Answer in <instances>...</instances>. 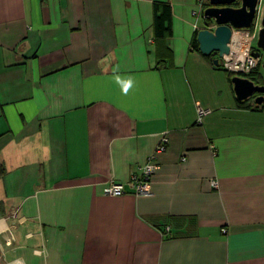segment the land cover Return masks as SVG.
I'll return each instance as SVG.
<instances>
[{
    "label": "crops",
    "instance_id": "crops-1",
    "mask_svg": "<svg viewBox=\"0 0 264 264\" xmlns=\"http://www.w3.org/2000/svg\"><path fill=\"white\" fill-rule=\"evenodd\" d=\"M206 7L0 0V264H264V110L193 49Z\"/></svg>",
    "mask_w": 264,
    "mask_h": 264
},
{
    "label": "water",
    "instance_id": "water-1",
    "mask_svg": "<svg viewBox=\"0 0 264 264\" xmlns=\"http://www.w3.org/2000/svg\"><path fill=\"white\" fill-rule=\"evenodd\" d=\"M207 2L203 16L214 24V28L211 30L205 27L199 29L196 34V42L202 56L210 57L215 54L212 64L214 67H219V59L229 51L228 44L232 29H248L251 26L255 18L258 0H207ZM256 48L258 51L254 56L259 57L262 54L261 68L264 73V8ZM230 83L238 103L252 100V103L257 107L264 104V85L256 84L249 78L239 76L230 78Z\"/></svg>",
    "mask_w": 264,
    "mask_h": 264
},
{
    "label": "built area",
    "instance_id": "built-area-1",
    "mask_svg": "<svg viewBox=\"0 0 264 264\" xmlns=\"http://www.w3.org/2000/svg\"><path fill=\"white\" fill-rule=\"evenodd\" d=\"M207 0H197V10L192 12V16L198 18L202 13L204 2ZM264 8V0H258L255 18L248 29L234 30L232 29L231 38L228 44L229 51L219 59V68L230 76L235 75L242 78H249V76L256 71L262 61L261 55L255 57L254 54L258 51L256 48V41L258 32L261 28V16ZM206 29H213L214 26L205 27ZM194 29H198L194 25ZM264 110V104L259 106ZM208 113L207 110L198 108V120L201 116ZM167 144L166 136H162L161 143L156 151H163ZM154 157L149 156L146 163L141 168L140 176H132L126 184L110 181L106 183L102 189L104 196H123L126 189L131 190L135 196L148 195L150 193V179L156 170L153 164ZM165 232L169 233V229L165 228Z\"/></svg>",
    "mask_w": 264,
    "mask_h": 264
},
{
    "label": "trees",
    "instance_id": "trees-1",
    "mask_svg": "<svg viewBox=\"0 0 264 264\" xmlns=\"http://www.w3.org/2000/svg\"><path fill=\"white\" fill-rule=\"evenodd\" d=\"M152 11H153L152 32H153L154 39L160 41V40H165L167 38H170L171 34H172V30H171V16H172V14H171V8H170L169 4L162 3V2H153ZM197 32L198 31L196 30L194 33V36L192 39V47L194 50H196L199 53L198 45L196 42ZM202 57L213 66L212 58L215 57V54H212L210 57H204V56H202ZM215 68H218V67H215ZM259 73H260V71L258 68L256 71H254V73H252L251 76H249V79L252 80L256 84L262 85L260 83L261 82L260 81L261 75H259ZM253 74L258 75L256 81L254 80V78H252ZM248 102H250V101H248ZM237 105L239 108H244V109L250 108V106L248 105L247 102H243V103L237 102ZM253 106H254V109H256V110L261 108V107L255 106L254 104H253ZM3 170L4 169L0 166L1 173L3 172Z\"/></svg>",
    "mask_w": 264,
    "mask_h": 264
},
{
    "label": "rangeland",
    "instance_id": "rangeland-1",
    "mask_svg": "<svg viewBox=\"0 0 264 264\" xmlns=\"http://www.w3.org/2000/svg\"><path fill=\"white\" fill-rule=\"evenodd\" d=\"M207 4H208V2H207ZM202 17H203V16H202ZM203 19H206V18L203 17ZM206 20L209 21V24H212V22H211L210 20H208V19H206ZM207 27H209V26H207ZM260 71H261V70H260ZM259 75H261V80H260L261 82H260V83H261L262 85H264V79H263L264 76H263V72L259 73ZM233 76H235V75H232L231 78H232ZM257 76H258V75H256V74L254 75V74H253L252 78H254V80L256 81V80H257ZM250 102H252V100H250Z\"/></svg>",
    "mask_w": 264,
    "mask_h": 264
},
{
    "label": "flooded vegetation",
    "instance_id": "flooded-vegetation-1",
    "mask_svg": "<svg viewBox=\"0 0 264 264\" xmlns=\"http://www.w3.org/2000/svg\"><path fill=\"white\" fill-rule=\"evenodd\" d=\"M235 6V5H234ZM261 55V57H262V54H260ZM261 70V71H260ZM259 71H260V73L261 72H263V70H262V68H261V64H260V66H259ZM264 74V73H263Z\"/></svg>",
    "mask_w": 264,
    "mask_h": 264
},
{
    "label": "clouds",
    "instance_id": "clouds-1",
    "mask_svg": "<svg viewBox=\"0 0 264 264\" xmlns=\"http://www.w3.org/2000/svg\"><path fill=\"white\" fill-rule=\"evenodd\" d=\"M125 91H127V85H125Z\"/></svg>",
    "mask_w": 264,
    "mask_h": 264
}]
</instances>
